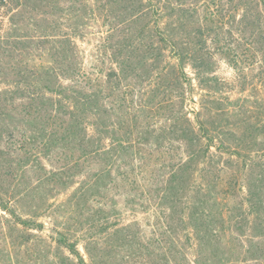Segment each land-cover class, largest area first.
Returning <instances> with one entry per match:
<instances>
[{"label":"trees","instance_id":"obj_1","mask_svg":"<svg viewBox=\"0 0 264 264\" xmlns=\"http://www.w3.org/2000/svg\"><path fill=\"white\" fill-rule=\"evenodd\" d=\"M68 1L51 13L64 14V32L55 25L38 42L48 64L35 65L14 97L0 93L26 98L28 87L36 124L26 144L51 166L48 199L28 217L20 210L28 193L0 187L11 231L43 232L39 218H49L56 264H264V126L218 96L225 87L203 48L212 17L191 34L176 18L187 17L188 0ZM226 1L242 11L245 43L264 54V0ZM100 20L110 66L88 72L76 39ZM71 189L70 209L57 214L50 198ZM116 196L152 211L150 232L124 222ZM85 206L92 215L83 220Z\"/></svg>","mask_w":264,"mask_h":264},{"label":"rangeland","instance_id":"obj_2","mask_svg":"<svg viewBox=\"0 0 264 264\" xmlns=\"http://www.w3.org/2000/svg\"><path fill=\"white\" fill-rule=\"evenodd\" d=\"M188 1L187 17L183 18L176 14V18L178 24L189 25V33L193 34L199 26H207L206 18L213 19L212 34L204 36L207 43L203 48L213 60L214 75L225 87L218 96L225 98L228 107L240 114V118L250 117L256 126L260 124L258 128H261V124L264 126L263 46L261 44L250 46L245 43L246 38L241 34L242 28L238 24L242 11L234 9L226 0ZM69 5L68 0L4 2L0 9V93L12 90L14 97L15 90L19 87L18 83L26 79L30 82L28 77L35 65L48 64L47 47L43 43L39 47L38 42L45 41L46 35L51 34L55 25L64 32V14H58V17L52 14L55 7ZM73 5L76 6L75 1ZM189 14H192V18L188 17ZM107 30L106 25L100 20L90 24L84 39H76L84 52L85 68L88 72L94 69L104 73L110 66L111 51L108 48L111 45L106 38ZM231 60L239 62V69L233 66ZM186 71L195 77V71L189 65ZM23 75L27 77L23 78ZM26 91L31 95L28 87ZM28 94L26 98L19 95L12 98L11 93L0 94V187L4 191L17 192L19 197L28 193L25 201L20 203V210L25 217L48 199L49 188L45 177L46 169L51 167L48 158L32 157L33 149L26 144L30 141L32 128L36 124ZM22 146L26 147V151L21 149ZM72 191V189L63 191L53 199L51 197V209L57 214H63L70 209L67 201ZM113 200L119 202L118 207L123 210L125 223L136 219L147 232L151 231L153 228L151 223H154L152 211H139L141 209L133 211L132 207H126L127 201L123 196H116L111 200L112 203ZM90 206L95 210L99 208L100 203L95 201ZM107 206L111 208V205ZM90 209L89 206H85L80 211L83 220L91 218ZM39 219L47 224L43 232L29 230L28 233V230H25L20 234L11 231L13 222L11 217L0 210V264H56L50 246L51 220L47 217ZM76 222L75 220L74 223ZM24 238L29 241L25 242ZM115 239L112 236V242ZM81 250L85 253L84 248L81 247Z\"/></svg>","mask_w":264,"mask_h":264}]
</instances>
